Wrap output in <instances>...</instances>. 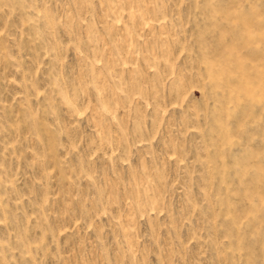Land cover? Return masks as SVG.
<instances>
[{
    "label": "rangeland",
    "instance_id": "obj_1",
    "mask_svg": "<svg viewBox=\"0 0 264 264\" xmlns=\"http://www.w3.org/2000/svg\"><path fill=\"white\" fill-rule=\"evenodd\" d=\"M0 264H264V0H0Z\"/></svg>",
    "mask_w": 264,
    "mask_h": 264
}]
</instances>
